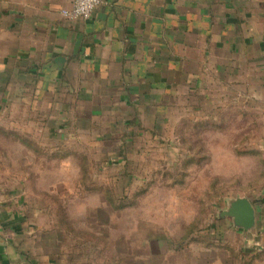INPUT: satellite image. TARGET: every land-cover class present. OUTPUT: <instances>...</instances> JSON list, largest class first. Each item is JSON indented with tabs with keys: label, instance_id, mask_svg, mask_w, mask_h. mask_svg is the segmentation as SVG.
Masks as SVG:
<instances>
[{
	"label": "crops",
	"instance_id": "1",
	"mask_svg": "<svg viewBox=\"0 0 264 264\" xmlns=\"http://www.w3.org/2000/svg\"><path fill=\"white\" fill-rule=\"evenodd\" d=\"M70 7L0 0L2 104L46 112L52 137L119 164L184 121L233 113L261 114L264 150V0H101L89 20ZM16 198L0 195V264H84L32 211H11ZM256 201L262 223L264 183Z\"/></svg>",
	"mask_w": 264,
	"mask_h": 264
},
{
	"label": "rangeland",
	"instance_id": "2",
	"mask_svg": "<svg viewBox=\"0 0 264 264\" xmlns=\"http://www.w3.org/2000/svg\"><path fill=\"white\" fill-rule=\"evenodd\" d=\"M45 114L0 100V195L16 196L5 204L32 211L63 252L84 264H264V222L245 232L221 217L235 199L257 205L261 114L184 121L122 164L58 141Z\"/></svg>",
	"mask_w": 264,
	"mask_h": 264
},
{
	"label": "water",
	"instance_id": "3",
	"mask_svg": "<svg viewBox=\"0 0 264 264\" xmlns=\"http://www.w3.org/2000/svg\"><path fill=\"white\" fill-rule=\"evenodd\" d=\"M221 217L232 219L234 227L245 232L251 231L256 224L255 209L246 197L233 200L227 210L221 211Z\"/></svg>",
	"mask_w": 264,
	"mask_h": 264
},
{
	"label": "built area",
	"instance_id": "4",
	"mask_svg": "<svg viewBox=\"0 0 264 264\" xmlns=\"http://www.w3.org/2000/svg\"><path fill=\"white\" fill-rule=\"evenodd\" d=\"M71 7L62 10V15L70 20H89L101 0H69Z\"/></svg>",
	"mask_w": 264,
	"mask_h": 264
}]
</instances>
